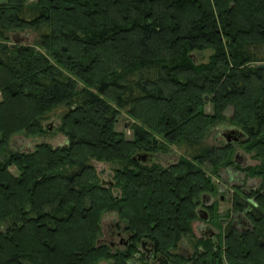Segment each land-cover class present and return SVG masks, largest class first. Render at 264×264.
Instances as JSON below:
<instances>
[{"label":"trees","instance_id":"16d2710c","mask_svg":"<svg viewBox=\"0 0 264 264\" xmlns=\"http://www.w3.org/2000/svg\"><path fill=\"white\" fill-rule=\"evenodd\" d=\"M29 29L35 44L9 45L10 33ZM206 50L208 62L196 63L192 54ZM261 64L264 0L0 2V264H145L134 259L143 238L162 264H264ZM59 107L66 145L10 149L14 136L44 135ZM122 111L135 121L131 139L114 129ZM224 122L244 133L237 143L255 165L237 162L233 142L202 145ZM167 145L184 148L176 163L132 159ZM92 161L121 166L112 186ZM227 169L259 180L231 201L250 226L230 221L221 235L197 239L191 224L202 195H214L212 178ZM206 208L218 224L215 203ZM107 212L125 223L132 246L99 242ZM182 240L190 259L177 252Z\"/></svg>","mask_w":264,"mask_h":264},{"label":"rangeland","instance_id":"374dc122","mask_svg":"<svg viewBox=\"0 0 264 264\" xmlns=\"http://www.w3.org/2000/svg\"><path fill=\"white\" fill-rule=\"evenodd\" d=\"M34 0H28V4ZM9 45H12L17 41L20 44H29L33 45L37 42L38 32L33 30H25L22 32L10 33ZM15 40V41H14ZM212 54L211 50L202 51L200 53H193V57L196 60V63L204 64L208 62L209 56ZM207 96V95H206ZM205 97V96H204ZM208 99V96H207ZM65 107H59L56 110L52 111L47 120L43 122L44 127L48 125L50 129H46V133L42 136L37 137H24L23 135L14 136L10 142L11 150L19 151H31L33 148L41 143L49 144L52 148L62 147L67 144V138L58 131L60 124V117L66 111ZM206 111L210 112L209 105L206 106ZM232 109L228 108L225 111L226 118L230 117ZM135 123L134 120L130 119L124 111L120 112V115L117 117V123L115 124V131L118 133H123L127 139H131L132 132L130 127ZM226 128H229L228 122L217 124L212 130L207 134L205 139L202 142L203 146H222L226 143L225 138L222 137L221 133L224 132ZM232 146L237 154V162L241 166L250 165L253 166L256 164L254 160L251 159V154H245L239 143L233 142ZM157 159L155 160L162 167H166L170 163H176L180 157L184 155V148L179 145H167L166 152H156ZM92 165L97 174L98 180L104 184H108L113 180V174L116 169H119L121 166L119 164H110L104 162L92 161ZM11 173L17 174V170L12 167L10 168ZM235 174V175H234ZM217 177H213L212 181L215 185L214 195L207 198L208 202L206 205L212 204L213 202L216 205V219L218 224L213 223L210 217V211L208 209H202L206 211L209 215V223L201 219H196L192 222L191 227L195 238L207 237V235H201L200 231L204 227H212V231L216 234H222V231L231 221L232 224L238 229L243 230L247 228V220L245 218L244 212L231 211V201L234 193H238L239 196H243L241 192L248 194L250 190L255 189L259 185V180L257 178L246 177L242 172L235 169L219 170ZM229 177H233L232 180ZM226 185H231V189ZM107 186V185H106ZM115 192L116 190L113 189ZM201 209L200 206L197 207V210ZM117 223L118 226L123 230L126 226L124 222L119 221L117 215L113 212L105 213L101 218V230L102 235L99 240L103 241V233L108 228L110 224ZM249 223V222H248ZM220 225V227L218 226ZM7 224L0 223V231L6 229ZM214 233V234H215ZM220 234V235H221ZM99 241V242H100ZM186 247L189 253L192 252L191 243L188 241L182 240L178 246V250L184 252ZM123 247L118 248V250H123ZM134 259H138L134 257ZM140 263V261H138ZM99 264H110L109 262H100Z\"/></svg>","mask_w":264,"mask_h":264},{"label":"flooded vegetation","instance_id":"af4514ba","mask_svg":"<svg viewBox=\"0 0 264 264\" xmlns=\"http://www.w3.org/2000/svg\"><path fill=\"white\" fill-rule=\"evenodd\" d=\"M154 162H156V161H154ZM209 205H206V203H202L200 205V207H201V209H206V207ZM208 217H209V215H208ZM209 221L210 220L208 219L207 222L209 223ZM125 227L122 230L118 226L117 223L110 224L108 226V228L105 230V232L103 233V235H105L104 240L103 241L99 240L100 243L106 242L112 251L118 250V248H120V247H123L125 249V248H128L129 246H132L133 245L132 233L129 230H127ZM211 228L210 227H204V229L200 231L201 235H203V236L207 235L206 238H209L210 233L213 230ZM213 233H215V232H213ZM215 235H216V233H215ZM199 238H203V237L199 236ZM142 242H146V244L144 246H142ZM136 246H137L136 250L138 251L139 254H135L134 257L138 258L137 260L140 259V257H139L140 255H143V257L145 259V261H144L145 264L146 263L147 264H162V262L165 261V258L162 257L161 254L155 252L154 244L152 242H150L147 238H143V239L138 240V242L136 243ZM184 248H185L184 252H181L180 250H178L179 248L177 249L178 250L177 252H181L183 255L186 256L187 259H190L192 252L189 253L187 251L188 249L186 247H184Z\"/></svg>","mask_w":264,"mask_h":264},{"label":"water","instance_id":"95a60500","mask_svg":"<svg viewBox=\"0 0 264 264\" xmlns=\"http://www.w3.org/2000/svg\"><path fill=\"white\" fill-rule=\"evenodd\" d=\"M1 3H4L5 0H0ZM15 41V40H14ZM15 43H18L17 41H15ZM14 44L11 45V47H13ZM193 56V55H192ZM258 68H264V64H261V65H258ZM204 101H207V96L204 97ZM45 129H50L48 127V125L45 127ZM222 137L225 138V141L226 143H231V142H238L240 140H242L245 135L242 131H240L239 129L235 128V127H229V128H226L224 130L223 133H221ZM156 154H152V153H138L136 154L132 159L133 161L135 162H139V163H142V164H151L153 163L157 157ZM235 159H237V154H235ZM103 185H107V186H112L113 183L112 181H110L108 184H104L102 182ZM211 197L210 195H202V203H207L208 202V199ZM197 212V216L199 219L207 222L209 217H208V214L206 213V211L202 210V209H198L196 210ZM250 226V224L248 223L247 221V228ZM215 234L213 233V231H211L210 233V237H214ZM209 237V238H210ZM99 243V242H98ZM146 244V242H142V246H144Z\"/></svg>","mask_w":264,"mask_h":264},{"label":"crops","instance_id":"0c3cea01","mask_svg":"<svg viewBox=\"0 0 264 264\" xmlns=\"http://www.w3.org/2000/svg\"><path fill=\"white\" fill-rule=\"evenodd\" d=\"M230 179H231V177H229ZM232 180V179H231ZM228 188H230L231 187V185H226ZM231 189V188H230Z\"/></svg>","mask_w":264,"mask_h":264}]
</instances>
